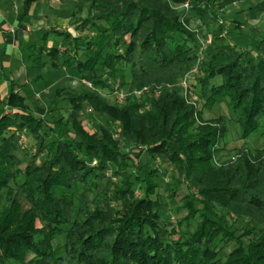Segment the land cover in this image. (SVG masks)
Listing matches in <instances>:
<instances>
[{
	"label": "trees",
	"instance_id": "trees-1",
	"mask_svg": "<svg viewBox=\"0 0 264 264\" xmlns=\"http://www.w3.org/2000/svg\"><path fill=\"white\" fill-rule=\"evenodd\" d=\"M35 1L22 0L20 22ZM77 1L87 15L72 31L42 34L48 42L52 32L64 50L43 44L38 58L75 71L91 89H56L50 111L86 105L118 122V135L102 124L90 135L69 111L56 120L37 116L10 81L0 94V264H264V148L226 150L230 118H203V110L224 105L241 139L264 132V35L239 50L228 38L246 43L242 22L233 19L230 28L221 20L225 9L251 0ZM185 4L186 12L179 9ZM251 9L264 13V1ZM190 20L209 37L201 59ZM88 30L91 38L75 35ZM197 64L189 85L199 108L177 87L123 105L106 100L126 85L175 84ZM23 133L34 142L29 156ZM121 143L142 150L147 163L174 168V187L186 190L175 226L157 198L160 171L135 176L137 159ZM244 219L248 226L238 234L232 223Z\"/></svg>",
	"mask_w": 264,
	"mask_h": 264
},
{
	"label": "rangeland",
	"instance_id": "rangeland-1",
	"mask_svg": "<svg viewBox=\"0 0 264 264\" xmlns=\"http://www.w3.org/2000/svg\"><path fill=\"white\" fill-rule=\"evenodd\" d=\"M15 1H0V7L5 5L7 8H12ZM262 1L264 0L245 1L241 2L242 4L237 2L236 4L225 9L221 18L223 24L232 28L233 19L235 21L242 22L243 27L241 30L247 39L246 43H240L242 45H237L234 40L228 38V43L231 46L235 45L237 49L243 50L249 47L248 45H251L250 40H258L264 35V13H258L256 11H251L249 14L244 13L245 11L252 10L251 8ZM49 5L52 6L49 7ZM42 6L46 8L49 7V10L45 13H39L37 15V12L40 8H42ZM31 7L32 8H30L31 10L29 11L28 16L23 19L20 24L19 19L23 12V3L21 2L19 7H15V10L11 12L10 18L8 19V23L10 25L7 26L6 35L15 36V34H18L20 37L23 36L24 39L16 44L11 43V45L6 47H4L3 44H0V54L5 60L11 61L12 68H17V66L20 68L26 67L25 74L23 75L24 71L23 69H20V78H16L14 82L20 86L21 89L19 92L27 96V104L29 105V108L36 112L37 116H42L48 119L53 118L55 120L61 117L65 118V110L50 111V107L54 99V91L58 88L64 87L65 85H68L71 88H77L80 91L90 90L91 87L85 83L79 82L78 74L71 69L49 68V61L46 55H42L39 59L38 51L43 44H46L48 48L51 46H59L60 50H64V46L61 45L60 41L56 37L54 38L52 32L50 33L48 42L41 40L42 34L45 32H50L51 29L62 32L72 31L79 20L86 17V5L77 0H51V3L50 0H37L36 3ZM179 9H183L185 12L187 11V8L184 5ZM243 10L245 11L243 12ZM12 23L14 24L12 25ZM189 27L191 29L197 30V38L202 47L201 53L199 54V58L201 59L203 58V51L209 43V37H205L204 28L199 27V23L196 21L190 20ZM92 34L93 32L91 30L84 31L83 33L75 31L76 37L80 38H91L93 36ZM7 40L9 39L7 38ZM68 48H71V43H68ZM83 53H85V51ZM80 54H82V51H80ZM198 69L199 68L197 64L192 67L188 73L179 78L175 84H150L155 83L152 81L146 83V85L143 87H147L151 92L150 95H153L154 97H157L160 94V92L163 90V87L168 89L177 87L180 91L179 86L183 79L186 78L188 82L192 76H198ZM9 70L7 69L6 74H0V86L4 84H10V80L8 79V75L10 74ZM194 70H196V73ZM11 71L14 73L13 76L16 75L17 77V72H15L13 69ZM24 84H26V86H23ZM127 86L128 85L116 90V92H111L110 95L105 93L107 102L115 106L123 105L128 98L133 97L132 92L137 90L135 89L133 91H129ZM114 87L117 88V85ZM6 88L8 89V87ZM181 96L187 105L199 108L197 101L190 103L185 100L182 93ZM122 97H124V100H122ZM219 116L230 118L229 132L221 144V146H223L226 150L236 151L241 148H247L251 153H254L257 150L264 148V132L260 130L247 139H241L239 136L238 124L235 123L234 117L228 112L225 106H215L209 112L203 110V118L205 121H210ZM76 118L78 121H80L83 129L90 135L98 130L99 124L109 128L113 132L115 138L118 135V122L115 124H110L105 117L95 116L88 108L82 114H77ZM196 124L201 125L203 123L197 121ZM21 144L23 151L27 153L28 156L34 153V142L30 139L27 133H23L21 135ZM120 148L123 153L131 152V155L137 159V167L130 170L135 176L142 178L144 173L148 172L149 170L158 169L160 171L161 174L157 180L159 184L157 189V198H159L164 205L162 210L163 214L166 216L170 224L175 226L178 220H180L182 217V213H179L177 208H179L181 205V199L185 196L186 190L184 185H178V187H174L175 180L177 178L174 168L170 164L164 163L159 159L147 163L143 156V151L132 149V145L130 144L121 143ZM226 158L227 156L225 154L221 155V160ZM140 166H143V168H140ZM170 193H172L171 198H169L171 195ZM135 195L137 197L143 196L141 187L136 188ZM22 206L23 210L27 209L28 207L24 201H22ZM197 221L198 218L191 222L192 228H194L195 222ZM247 221L248 220L245 219L236 221L232 223V226L238 230V234H241L248 226ZM216 244L218 243L216 242ZM219 257L224 258V253L221 252Z\"/></svg>",
	"mask_w": 264,
	"mask_h": 264
},
{
	"label": "crops",
	"instance_id": "crops-1",
	"mask_svg": "<svg viewBox=\"0 0 264 264\" xmlns=\"http://www.w3.org/2000/svg\"><path fill=\"white\" fill-rule=\"evenodd\" d=\"M37 1V0H36ZM36 1H35V3H36ZM22 2V0H16L15 2H14V4H13V6H12V8H7L5 5H3V6H1L0 7V44H3L4 45V47H6V46H8V45H11V43H13V44H16V43H18L19 41H21V40H23L24 39V37L23 36H19L18 34L16 35L15 34V36L14 35H11V36H7L6 35V29H7V26L8 25H10L9 23H8V19L10 18V14H11V12H13L14 10H15V7H19V5H20V3ZM2 3H4V2H2ZM35 3H33V5L35 4ZM50 3H51V0H50ZM239 4H242V3H239ZM32 5V6H33ZM52 5H49V7H51ZM49 7L48 8H46V7H43L42 6V8H40L39 9V11L37 12V15L39 14V13H45L46 11H48L49 10ZM32 8V7H31ZM31 10V9H30ZM245 10H243V12H244ZM32 12V11H31ZM242 12V11H241ZM251 12V10L250 11H245L244 13H250ZM16 13H17V10H16ZM21 22H19V24H20ZM14 23H12V25H13ZM243 27V26H242ZM5 35V36H4ZM7 38L9 39V40H7ZM19 68V69H18ZM7 69L10 71V74L8 75V79L10 80V81H15L16 80V78H20V69H23V75L25 74V71H26V67L24 68V67H22V68H20V67H18L17 66V68H12V63H11V61H8V60H5L2 56H1V54H0V74L2 73V74H6V71H7ZM14 70L15 72H17L16 74H17V77H16V75H14L13 76V74L14 73H12V71L11 70ZM4 76H6V75H4ZM78 80H79V78H78ZM79 82H82L81 80H79ZM15 83V82H14ZM8 84H4V85H1L0 86V94L1 95H5L6 93H7V91H8V89L6 88V87H8L7 86ZM66 86H68V85H65L64 87H66ZM74 89H77V88H74ZM21 93V92H20ZM25 98H26V104H27V96L26 95H24V94H22ZM28 105V104H27ZM224 106V105H223ZM28 107H29V105H28ZM31 110V109H30ZM85 110H87V106L86 105H82V110L80 111V112H74V111H71V110H68L69 111V113L70 114H72L75 118H76V115L77 114H82L83 112H85ZM32 111V110H31ZM68 111H66V112H68ZM34 114H37L36 112H34V111H32ZM40 117H42V116H40ZM77 119V118H76Z\"/></svg>",
	"mask_w": 264,
	"mask_h": 264
},
{
	"label": "built area",
	"instance_id": "built-area-1",
	"mask_svg": "<svg viewBox=\"0 0 264 264\" xmlns=\"http://www.w3.org/2000/svg\"><path fill=\"white\" fill-rule=\"evenodd\" d=\"M184 6L186 8H188L187 4H185ZM195 71L196 70H194V72ZM82 83H85L86 85L91 87L90 84L85 82V81H82ZM189 83H190V80L187 82V79L184 78L183 81L181 82L180 86H179L180 91H181V93H182V95H183V97L185 98L186 101H188L190 103H193V102H196V101L198 102L197 97L193 93V89L191 88ZM150 94H151V92H150V90L147 87H142V88L137 89V90L132 92V96L136 100H139V99L145 97L146 95H150ZM122 98H123L122 100H124V97H122Z\"/></svg>",
	"mask_w": 264,
	"mask_h": 264
}]
</instances>
